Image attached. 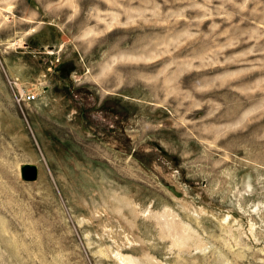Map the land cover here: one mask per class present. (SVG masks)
Wrapping results in <instances>:
<instances>
[{
    "label": "rangeland",
    "instance_id": "374dc122",
    "mask_svg": "<svg viewBox=\"0 0 264 264\" xmlns=\"http://www.w3.org/2000/svg\"><path fill=\"white\" fill-rule=\"evenodd\" d=\"M125 256L264 264V0H0V264Z\"/></svg>",
    "mask_w": 264,
    "mask_h": 264
},
{
    "label": "bare ground",
    "instance_id": "6f19581e",
    "mask_svg": "<svg viewBox=\"0 0 264 264\" xmlns=\"http://www.w3.org/2000/svg\"><path fill=\"white\" fill-rule=\"evenodd\" d=\"M148 59L149 58H145V60H148ZM114 61H118L117 58H114ZM239 107L240 106H237L235 111H237L239 109ZM224 118L227 119L226 116ZM245 118L246 117H241L239 119V121H241V123H243ZM229 119H231V118H229ZM37 175H38V167H37ZM121 196L122 195L110 194L109 198H111L116 203V207L114 208V210L112 212H114L118 215H123V208L125 207L128 209V211L130 213L134 214L136 211L133 209L134 206L132 205V203H130V201L126 197H124V195H123V197H121ZM165 210H167V209H165ZM150 217H151V219L153 218L155 220V223L158 226L159 235L161 237H165V238L169 239V241L171 242L172 245L179 247V248L180 247L182 248L186 245L184 239H185L187 234L185 233V230L183 227H181V226H180V228L177 226L174 227V225L176 224L177 221L174 220L173 215L171 213L165 211L163 214L150 215ZM129 224H132L131 221L129 222ZM177 228H179V229H177ZM196 245H199V244L196 243ZM146 258L145 259L147 261L144 260L143 263L140 261H139L140 263H137L136 260L131 259V258H127L125 256V258H123V264H149V263H151V261H152L151 258H149V257H146Z\"/></svg>",
    "mask_w": 264,
    "mask_h": 264
},
{
    "label": "water",
    "instance_id": "95a60500",
    "mask_svg": "<svg viewBox=\"0 0 264 264\" xmlns=\"http://www.w3.org/2000/svg\"><path fill=\"white\" fill-rule=\"evenodd\" d=\"M18 173L22 181H34L37 177V166L34 163L23 162L18 166Z\"/></svg>",
    "mask_w": 264,
    "mask_h": 264
},
{
    "label": "built area",
    "instance_id": "2783aa9c",
    "mask_svg": "<svg viewBox=\"0 0 264 264\" xmlns=\"http://www.w3.org/2000/svg\"><path fill=\"white\" fill-rule=\"evenodd\" d=\"M32 96H33V95H32V94H30V96H28V98H32Z\"/></svg>",
    "mask_w": 264,
    "mask_h": 264
}]
</instances>
